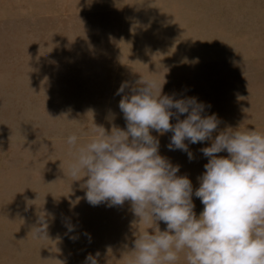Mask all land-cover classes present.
Wrapping results in <instances>:
<instances>
[{"label": "rangeland", "instance_id": "1", "mask_svg": "<svg viewBox=\"0 0 264 264\" xmlns=\"http://www.w3.org/2000/svg\"><path fill=\"white\" fill-rule=\"evenodd\" d=\"M142 74L165 82L163 94L209 104L213 136L264 133V0H0V264H84L96 252L99 264H131L134 233L154 222L130 201L89 204L61 166L74 158L70 135L85 143L95 124L126 127L118 104L129 89L116 93ZM152 134L195 191L211 141L190 144L189 160L168 149L171 132ZM40 211L45 237L32 231Z\"/></svg>", "mask_w": 264, "mask_h": 264}, {"label": "clouds", "instance_id": "2", "mask_svg": "<svg viewBox=\"0 0 264 264\" xmlns=\"http://www.w3.org/2000/svg\"><path fill=\"white\" fill-rule=\"evenodd\" d=\"M164 83L143 74L131 85L122 83L116 94L129 89L118 104L126 127L108 131L95 124L85 143L70 135L74 158L67 170L61 168L73 181L83 180L89 204L130 201L134 215L154 222L152 231L134 233L131 264H176L181 252L187 264H264V133L240 125L213 136L220 120L205 114L210 105L195 96L163 94ZM153 131L171 132L168 149L185 152L189 160L190 144L211 141L199 149L208 160L195 191L188 175H178L180 165L160 153ZM193 195L204 205L199 215ZM47 228L40 211L32 231L45 237ZM99 256L89 253L84 264H99Z\"/></svg>", "mask_w": 264, "mask_h": 264}]
</instances>
